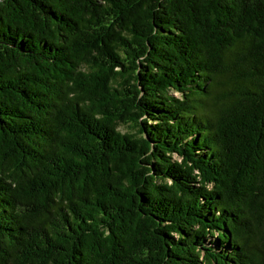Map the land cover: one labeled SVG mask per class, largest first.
Returning <instances> with one entry per match:
<instances>
[{"label":"trees","instance_id":"1","mask_svg":"<svg viewBox=\"0 0 264 264\" xmlns=\"http://www.w3.org/2000/svg\"><path fill=\"white\" fill-rule=\"evenodd\" d=\"M0 264H264V0H0Z\"/></svg>","mask_w":264,"mask_h":264},{"label":"rangeland","instance_id":"2","mask_svg":"<svg viewBox=\"0 0 264 264\" xmlns=\"http://www.w3.org/2000/svg\"><path fill=\"white\" fill-rule=\"evenodd\" d=\"M122 129L127 130V129H129V128H128L127 125H123V126H122Z\"/></svg>","mask_w":264,"mask_h":264}]
</instances>
